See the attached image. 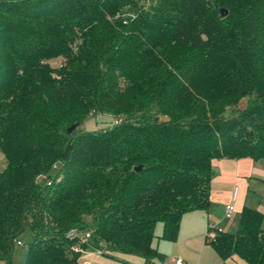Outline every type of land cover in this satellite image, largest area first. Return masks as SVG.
<instances>
[{"label": "trees", "instance_id": "trees-1", "mask_svg": "<svg viewBox=\"0 0 264 264\" xmlns=\"http://www.w3.org/2000/svg\"><path fill=\"white\" fill-rule=\"evenodd\" d=\"M0 154V264L162 260L214 162L264 157V0H0ZM263 219L205 242L264 264Z\"/></svg>", "mask_w": 264, "mask_h": 264}, {"label": "crops", "instance_id": "crops-1", "mask_svg": "<svg viewBox=\"0 0 264 264\" xmlns=\"http://www.w3.org/2000/svg\"><path fill=\"white\" fill-rule=\"evenodd\" d=\"M213 170L214 174L211 180L210 188V199L212 201L211 207L207 210L197 209L186 212L183 214L179 224L178 233L185 238L187 243L194 246L195 253L199 256V264L201 262L202 255L206 251L207 243L205 242V235L207 234L209 222L215 223L218 227L223 229L222 231L226 230V232H229L228 230L234 229L235 227L237 229L239 212L243 205L256 208L264 215V206L261 205L260 201L256 204H252L247 201V192L249 190V183L251 179L256 178V176H264V170L260 169L251 158L219 159L214 162ZM235 187H237V197L235 200L234 211L238 212V218L236 217L232 221H227L232 219L233 215L230 218L225 219L223 215L224 206L231 200ZM242 192L244 193V198L240 200L241 195H243ZM263 222L262 227L264 228ZM231 232H235V230ZM96 255L101 256L94 251L87 252L88 257ZM183 262V264H185V260H183ZM211 264L247 263L236 255H232L224 260L219 257Z\"/></svg>", "mask_w": 264, "mask_h": 264}, {"label": "rangeland", "instance_id": "rangeland-1", "mask_svg": "<svg viewBox=\"0 0 264 264\" xmlns=\"http://www.w3.org/2000/svg\"><path fill=\"white\" fill-rule=\"evenodd\" d=\"M241 105H244V100L240 102ZM110 120V116L107 114H99L96 116H91L87 118L83 124L82 128L85 130H94L100 127H106ZM259 160V161H258ZM258 160H253L260 169L264 170V157ZM5 166V161L0 154V170ZM241 195V198H244V193ZM239 200V201H240ZM247 201L252 204H256L259 201L261 205L264 206V176L256 178H252L249 183V190L247 192ZM232 219L227 221H232L236 217L238 218V212H233ZM227 219V218H225ZM264 226V222H263ZM220 228V227H219ZM221 229V228H220ZM208 230V229H207ZM223 230V229H221ZM236 231V227L234 229L228 230ZM213 231V230H212ZM211 231V232H212ZM226 231V230H225ZM162 233V224L158 222L155 226L154 230V238H153V246L157 249V251L163 256L162 260H156L154 264H175V259L177 257L185 260V264H199V256L195 253L194 246L185 241V238L178 233V236L175 240H167L160 238ZM28 240V232L24 233L20 239L18 244L15 245L14 250L12 252V258L10 264H24L25 261V251L26 247L24 242ZM94 251L90 246L85 247L82 250V255L79 258L80 264H143L141 258L134 255H126L124 256L129 263H124L118 260H112L111 258L103 257V256H87V252ZM216 252H214L213 248L206 244V251L202 255L200 264H211L215 259H218ZM5 264V263H1Z\"/></svg>", "mask_w": 264, "mask_h": 264}, {"label": "built area", "instance_id": "built-area-1", "mask_svg": "<svg viewBox=\"0 0 264 264\" xmlns=\"http://www.w3.org/2000/svg\"><path fill=\"white\" fill-rule=\"evenodd\" d=\"M236 197H237V187H235L234 190H233V194L231 196V200L224 206L223 215H224L225 218H230L233 215V212L235 210V200H236ZM219 230H220L219 227L215 223H213V222H209L208 223V230H207V235L208 236H212L215 233V231H219ZM90 233H91L90 230L89 231H86L83 234V236H82V240L83 241H86L90 237ZM18 243H20V242L18 241ZM75 249L76 250H81V249H79V247H76ZM94 252L97 253V254H99L100 253V250H97L96 249V250H94ZM175 263L176 264H183L184 262H183V260L181 258H176L175 259Z\"/></svg>", "mask_w": 264, "mask_h": 264}, {"label": "water", "instance_id": "water-1", "mask_svg": "<svg viewBox=\"0 0 264 264\" xmlns=\"http://www.w3.org/2000/svg\"><path fill=\"white\" fill-rule=\"evenodd\" d=\"M220 10H221V12H223V11H224V8L222 7V8H220ZM74 127H75V125H71V126L67 129V131L70 132ZM139 168H140L139 166L136 167V169H139Z\"/></svg>", "mask_w": 264, "mask_h": 264}]
</instances>
